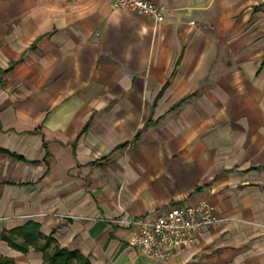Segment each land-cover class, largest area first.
Wrapping results in <instances>:
<instances>
[{
	"label": "crops",
	"instance_id": "crops-1",
	"mask_svg": "<svg viewBox=\"0 0 264 264\" xmlns=\"http://www.w3.org/2000/svg\"><path fill=\"white\" fill-rule=\"evenodd\" d=\"M151 1L164 22L0 0V234L35 223L87 264H264V0ZM203 200L227 221L195 244H129V220Z\"/></svg>",
	"mask_w": 264,
	"mask_h": 264
},
{
	"label": "built area",
	"instance_id": "built-area-1",
	"mask_svg": "<svg viewBox=\"0 0 264 264\" xmlns=\"http://www.w3.org/2000/svg\"><path fill=\"white\" fill-rule=\"evenodd\" d=\"M110 5L113 9L131 10L154 23L164 22L166 18V9L151 0H110ZM226 221L215 216L205 200L192 205H174L154 219L129 220L133 228L129 244L138 249L140 256L166 260L175 251L195 244L204 229Z\"/></svg>",
	"mask_w": 264,
	"mask_h": 264
},
{
	"label": "trees",
	"instance_id": "trees-1",
	"mask_svg": "<svg viewBox=\"0 0 264 264\" xmlns=\"http://www.w3.org/2000/svg\"><path fill=\"white\" fill-rule=\"evenodd\" d=\"M38 226L35 223H27L21 228L3 231L0 239L6 241L11 247L22 252L27 251L28 245H33L36 251L41 252L43 264H87V261L78 252H69L58 246L50 247L52 239L42 236L38 232ZM17 237H21L23 242L16 243ZM44 239V243H39ZM0 264H13L11 259L1 258Z\"/></svg>",
	"mask_w": 264,
	"mask_h": 264
}]
</instances>
